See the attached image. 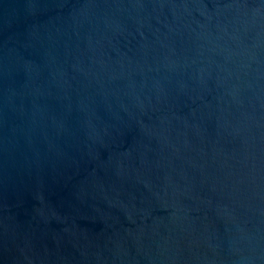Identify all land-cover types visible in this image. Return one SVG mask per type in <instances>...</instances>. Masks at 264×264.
<instances>
[{"label": "water", "instance_id": "water-1", "mask_svg": "<svg viewBox=\"0 0 264 264\" xmlns=\"http://www.w3.org/2000/svg\"><path fill=\"white\" fill-rule=\"evenodd\" d=\"M0 264H264V0H0Z\"/></svg>", "mask_w": 264, "mask_h": 264}]
</instances>
